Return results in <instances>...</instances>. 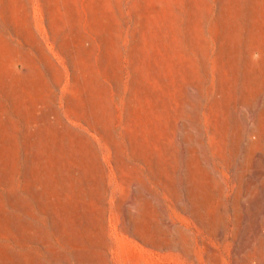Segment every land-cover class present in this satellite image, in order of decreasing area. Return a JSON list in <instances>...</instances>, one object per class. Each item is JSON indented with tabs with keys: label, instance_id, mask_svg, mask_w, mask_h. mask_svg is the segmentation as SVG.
Listing matches in <instances>:
<instances>
[{
	"label": "rangeland",
	"instance_id": "obj_1",
	"mask_svg": "<svg viewBox=\"0 0 264 264\" xmlns=\"http://www.w3.org/2000/svg\"><path fill=\"white\" fill-rule=\"evenodd\" d=\"M0 264H264V0H0Z\"/></svg>",
	"mask_w": 264,
	"mask_h": 264
}]
</instances>
